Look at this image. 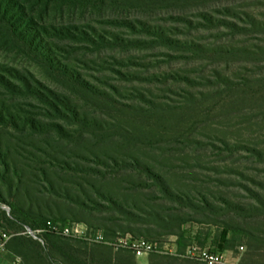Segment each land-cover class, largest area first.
Returning a JSON list of instances; mask_svg holds the SVG:
<instances>
[{
    "label": "rangeland",
    "instance_id": "374dc122",
    "mask_svg": "<svg viewBox=\"0 0 264 264\" xmlns=\"http://www.w3.org/2000/svg\"><path fill=\"white\" fill-rule=\"evenodd\" d=\"M52 21L141 42L112 48L70 42L57 51L58 61L109 104L72 92L0 46V69L67 96L102 136L34 137L0 124L2 229L22 230L4 219L3 207L14 203L45 219L81 223L109 239L130 235L159 249L136 257L80 238L44 236L39 243L18 236L0 264H202L186 251H215L225 226L242 230L222 252L229 262L264 264V0L104 7ZM0 94L23 116L33 112L29 104L41 106ZM40 118L68 134L77 129L65 119Z\"/></svg>",
    "mask_w": 264,
    "mask_h": 264
},
{
    "label": "trees",
    "instance_id": "16d2710c",
    "mask_svg": "<svg viewBox=\"0 0 264 264\" xmlns=\"http://www.w3.org/2000/svg\"><path fill=\"white\" fill-rule=\"evenodd\" d=\"M190 1L202 0H0V46L7 47L10 50L13 49L24 55L38 65L49 78L72 92L76 94L85 93L92 100L95 98L97 101L109 104L110 101H108L104 93L89 86L79 78L74 70L58 61L57 51L71 48L67 44L70 42L84 43L93 47L112 48L130 46L141 41H124L114 34L110 35L109 39H106L97 35L92 28L91 32H87L82 30L81 27L74 25L62 26V24L53 22L52 19L76 10H100L104 7H161L170 3ZM109 23L129 26L133 29L132 23L130 24L126 21L114 20ZM140 25L147 29L144 24L141 23ZM153 34L161 39L160 33L155 32ZM7 72L0 69V89L14 98H20L21 96L30 98L41 106L29 104V107L35 111L28 112L27 115L23 116V111L16 104L7 106L1 100V125L19 130L27 129L30 135L34 137L50 132H54L61 139L81 138L88 133L95 137L99 136L101 126L96 125L93 120H89L84 114H80L67 96L55 94L36 81H30L17 76V74L12 75ZM8 77L14 79L16 83H12ZM112 106L115 105L113 104ZM120 111L123 110L121 109ZM40 117L65 119L71 125L76 126L77 129L73 131V134H68L62 126L55 122L46 123ZM42 173V176H44L43 171ZM0 204L5 205V200L2 197H0ZM7 206L9 215L5 211H3V214L4 216L6 215L4 219L8 224L17 226L22 224L32 229H39L49 221L68 223V221L60 218L57 220L45 219L41 215L23 210L14 203H9ZM155 219H158V217L156 216ZM2 225L0 222V229H2ZM241 233L242 230L239 228L228 226L221 228L219 236L213 241L216 247L215 251L219 253L228 251L230 245L237 240L238 235ZM184 234L185 230L181 229V237ZM44 236L45 238H59L49 234Z\"/></svg>",
    "mask_w": 264,
    "mask_h": 264
},
{
    "label": "built area",
    "instance_id": "2783aa9c",
    "mask_svg": "<svg viewBox=\"0 0 264 264\" xmlns=\"http://www.w3.org/2000/svg\"><path fill=\"white\" fill-rule=\"evenodd\" d=\"M7 215H9V209L3 207ZM21 231L17 233H10L4 229H0V257L5 252L6 246L9 240L18 236H26L33 240L42 243L44 235H53L64 238H80L89 243H98L110 246L113 249H125L131 251L134 256L139 257L150 253L158 252V247L155 244L149 243L143 239H136L130 235L118 237L117 239L106 238L101 232H92L87 229L81 223H66L61 222H46V224L39 229H32L26 225L20 224ZM238 251H242L243 247L237 248ZM186 255H189L191 259L199 261L202 264H232L229 262L225 253L215 252L205 247H193L188 248Z\"/></svg>",
    "mask_w": 264,
    "mask_h": 264
},
{
    "label": "crops",
    "instance_id": "0c3cea01",
    "mask_svg": "<svg viewBox=\"0 0 264 264\" xmlns=\"http://www.w3.org/2000/svg\"><path fill=\"white\" fill-rule=\"evenodd\" d=\"M4 253H5V252H4ZM4 253H3V254H4ZM3 254H2L1 256H3Z\"/></svg>",
    "mask_w": 264,
    "mask_h": 264
}]
</instances>
